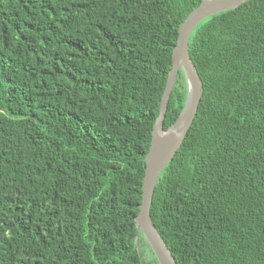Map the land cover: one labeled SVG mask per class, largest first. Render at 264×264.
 Segmentation results:
<instances>
[{
	"label": "trees",
	"instance_id": "trees-1",
	"mask_svg": "<svg viewBox=\"0 0 264 264\" xmlns=\"http://www.w3.org/2000/svg\"><path fill=\"white\" fill-rule=\"evenodd\" d=\"M200 1L0 0V264H158L134 219ZM187 49L202 95L151 221L175 264H264V0L207 18ZM186 95L179 70L164 130Z\"/></svg>",
	"mask_w": 264,
	"mask_h": 264
},
{
	"label": "water",
	"instance_id": "water-1",
	"mask_svg": "<svg viewBox=\"0 0 264 264\" xmlns=\"http://www.w3.org/2000/svg\"><path fill=\"white\" fill-rule=\"evenodd\" d=\"M250 0H201L181 23L171 54V70L168 72L165 88L159 104V112L151 132L148 152L144 157V174L141 186V200L138 214L134 219L137 235L141 234L153 253L158 264H175L174 259L160 237L150 218V206L154 187L165 166L170 163L196 116L202 95L201 80L188 55V40L194 29L207 18L225 11L234 10ZM181 70L187 85L184 106L176 121L163 129V120L167 103L173 89L178 71ZM138 248V237L135 238Z\"/></svg>",
	"mask_w": 264,
	"mask_h": 264
},
{
	"label": "rangeland",
	"instance_id": "rangeland-1",
	"mask_svg": "<svg viewBox=\"0 0 264 264\" xmlns=\"http://www.w3.org/2000/svg\"><path fill=\"white\" fill-rule=\"evenodd\" d=\"M139 251H140L141 254L145 253V256L148 255V249H147V247L144 246V245H141V246H140Z\"/></svg>",
	"mask_w": 264,
	"mask_h": 264
}]
</instances>
